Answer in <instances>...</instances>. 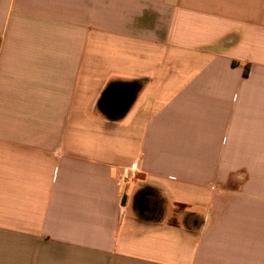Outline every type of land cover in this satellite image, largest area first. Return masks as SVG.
Instances as JSON below:
<instances>
[{"label":"crops","instance_id":"1","mask_svg":"<svg viewBox=\"0 0 264 264\" xmlns=\"http://www.w3.org/2000/svg\"><path fill=\"white\" fill-rule=\"evenodd\" d=\"M0 264H264V0H0Z\"/></svg>","mask_w":264,"mask_h":264},{"label":"water","instance_id":"2","mask_svg":"<svg viewBox=\"0 0 264 264\" xmlns=\"http://www.w3.org/2000/svg\"><path fill=\"white\" fill-rule=\"evenodd\" d=\"M133 87L129 85H117L107 91L104 99L107 110L111 113L124 111L133 97ZM126 196L123 197L122 205H125Z\"/></svg>","mask_w":264,"mask_h":264},{"label":"rangeland","instance_id":"3","mask_svg":"<svg viewBox=\"0 0 264 264\" xmlns=\"http://www.w3.org/2000/svg\"><path fill=\"white\" fill-rule=\"evenodd\" d=\"M98 93V89H93L92 91H90L89 93V99H92V97L96 94L97 96ZM94 98V97H93Z\"/></svg>","mask_w":264,"mask_h":264}]
</instances>
